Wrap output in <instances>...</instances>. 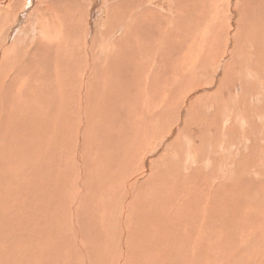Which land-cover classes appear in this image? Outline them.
Instances as JSON below:
<instances>
[{
	"label": "rangeland",
	"instance_id": "1",
	"mask_svg": "<svg viewBox=\"0 0 264 264\" xmlns=\"http://www.w3.org/2000/svg\"><path fill=\"white\" fill-rule=\"evenodd\" d=\"M72 4V0H48L46 14L40 15L44 25L34 22L35 34L44 26L48 34L45 17L56 26L60 22L68 26L69 19L74 16ZM261 6L264 9L263 3ZM104 25L105 22L98 24L101 31ZM177 26L185 24L181 21ZM26 27L27 24H21L24 33L18 31L12 12L2 13L0 9V40L6 36L7 41L22 40L24 43L16 46V50H8V54L2 53L0 72L19 75L32 61L34 51H39V43L31 46L33 41L30 42L38 36L26 31ZM8 29L11 31L7 36L5 31ZM222 29L226 33L227 24ZM65 31L64 42L69 48L74 47L83 58V39L72 35L71 26ZM133 33L134 38L147 35V31ZM50 34L57 36V32ZM124 34L131 35V30H124ZM241 35L247 36L244 30ZM198 38L203 39L202 30L198 31ZM174 41L176 44L166 57L174 60V70L180 66L181 82L191 85L198 81V77L190 76L187 65L190 61H197L199 54L195 50L193 54L190 44L181 36H176ZM179 41L185 42L184 49ZM117 47L113 60L124 66V44L112 46V55ZM224 47L223 44L220 51L213 48L206 53L211 67L218 69V57L227 55L228 50L223 51ZM53 48L44 79L31 78L22 72L33 83L32 92L18 91V79L9 80L8 91L5 86L0 87V264H264V208L261 201L252 212L254 217L248 212L242 218H236L234 214L221 216V211L227 213L226 204L219 209L217 197L220 195L224 200L223 194L228 195L226 190L231 188L230 184L213 181L215 179L201 169L205 168L201 164L207 154V151L202 153L206 149L201 143L207 134L205 114L199 106L203 99L199 98V101L197 97L205 91H213L219 77L214 79V74L211 75V82H206L211 86L205 85L206 89L189 95L191 100L187 101L190 97L186 96L179 103L185 110L181 120L177 111L175 116L168 117L156 109L157 90L148 84L142 95L144 115L142 118L134 116L135 128H131L127 122L131 117L129 109L135 104L134 97L140 84L135 80L122 82L117 77L119 67L116 64L109 72L101 74L95 66H85L84 62H81V68L74 69L73 60L70 65L62 62L64 49L58 52V43L55 42ZM260 52L261 48H257V53ZM233 54L232 51L230 58L227 57L230 59L229 66H226L229 73L235 71L233 63L238 60ZM58 63L63 68L60 73L56 72ZM249 64L253 67L252 63ZM197 66L208 68L207 65ZM234 76L236 78L225 77L223 84L228 85L229 79L231 84L232 79L236 84L238 76ZM242 79L247 82L246 77ZM81 81L87 85L86 91L68 92L72 85L79 88ZM12 91L14 95H10ZM87 91L100 95L112 110L101 107L92 114L91 105L96 98ZM176 96L174 90L166 93L164 98L168 103H174ZM247 96L256 98L255 89ZM262 96L264 98V94ZM260 101L248 99L237 110L247 120L244 129L255 136H263L262 141L252 138L244 143L235 118L228 115L222 128L231 126L230 134L225 135L220 152L212 150L213 153L207 154L210 160L222 158L228 165L234 156H230L227 150L234 149L239 157H250V160L243 158L246 168L252 164L260 168L258 158L250 156L264 149V128H258V125L252 128L254 121L264 113V104ZM11 102L18 108L19 128L7 121L8 115L17 113L10 110ZM23 105L26 108H22ZM253 110L258 112L253 115ZM158 113L162 116V133L168 136L164 149L154 138L155 127L151 125ZM149 121L148 128L141 127L147 126ZM218 123L220 119L211 122V128L216 129L211 131L216 135L210 138H215V142L216 137L221 136ZM142 131L154 136L146 137V146L140 145L141 140L139 142L136 137V133ZM196 132L199 140L192 141V156L189 158L193 164H188L187 159L184 162V159L179 165L177 158L175 161L170 159L171 150H175L177 157L188 149L181 144L182 136L185 133L196 136ZM152 150L154 154L150 156ZM211 206H214V213Z\"/></svg>",
	"mask_w": 264,
	"mask_h": 264
},
{
	"label": "bare ground",
	"instance_id": "2",
	"mask_svg": "<svg viewBox=\"0 0 264 264\" xmlns=\"http://www.w3.org/2000/svg\"><path fill=\"white\" fill-rule=\"evenodd\" d=\"M20 1H22V3H20ZM173 1L176 2L177 6H175V3L173 5ZM209 1L210 0H72L73 4L71 7H73L74 16H71L69 19L70 23L68 26L64 25L62 22L56 26L54 23L48 22V19L45 17V22L49 28L48 34L45 32V26L35 34V31L33 30L34 22L40 26L44 25V23L40 21V15L43 13L46 14L48 0H34L33 3L32 1L30 2V0H0L1 12H12V19H14L18 31L23 32L24 30L20 28V25L27 24L26 31L38 36L36 40H30V42L33 41L31 46L39 43V51H34L33 59L31 61L32 63L29 62L26 64V67L20 71L21 73L19 75L14 76L15 74L13 75L10 72H0V87L5 86V91H8L10 86L8 87L6 85H8L9 80L18 79L16 83L18 91L21 93L32 92L34 90L33 83H31L22 72L25 71V73L31 78L44 79L50 65L49 59L54 52L53 43L55 42L58 43V48L56 49L58 52H60L62 48L64 49L65 56L64 59H62V62L70 65L71 60H73L76 64L74 69L81 68L83 65L81 62H84L85 66H95L98 73L101 74L103 71L109 72L112 65L116 64L119 67L117 77L122 82L135 80L140 84L141 87L138 90L136 98L134 97L135 104H132L129 109L131 117L127 120V122H130L131 128H135L134 116L137 115L142 118L144 115L145 110L142 95L145 89L148 88V84H152L151 87L157 90V96L155 97L156 109L168 117L175 116L177 111L178 117L181 120L185 110L183 109L184 106L182 107L179 103H182L186 96L188 97L200 89H206V82L210 83L211 78L213 77L211 75L214 74V79L219 77L215 89L213 91H205L204 94L197 97V100H199V98L203 99V101L199 100V106L205 114L204 125L207 134L205 138H202L203 140L205 139V141L201 144H204L205 147L203 146V148L206 149L205 151L202 150V153L207 151V154H209L213 153L212 150H217L218 152L222 150L224 147L223 142L225 135L230 134L229 128L231 126L228 127V129H226L225 126L222 128L228 115L235 118L234 121L239 127L244 143L252 138H255L260 142L262 141L263 136H255L250 132L248 133V130L244 129L247 120L239 114L237 108L248 99L255 100V102L257 99H260V103L264 104V98L262 96V94H264V9H262L261 6V3L264 5V0H212L210 3ZM23 4L27 5L24 6ZM107 5L108 10L106 12L105 7ZM32 7L34 8L31 10ZM101 14H104V16ZM209 15H212V17ZM62 18L63 15L61 20ZM181 21L184 22L185 26L178 27L177 24ZM100 22H105V27L102 28V31L100 30L101 27L98 26ZM223 23L227 24L226 33H224L225 31H221L222 28H225V24ZM245 25H247V27H244ZM69 26L72 27V35L76 34L78 35V39H83V58L79 57V53L74 47L69 48L63 40L67 34L65 28ZM124 30L126 32L131 30V35L125 36ZM199 30H202L203 32V39L198 38ZM242 30L245 31L247 36L241 35ZM10 31L11 30L9 29L6 30L5 34L8 36ZM145 31H147V35H138L134 38L133 32L145 33ZM52 32H57V36L53 37V35L50 34ZM120 36H122L123 39L120 40ZM176 36H181L190 44L193 54H195L194 50L199 54L197 61H190L187 65V69L191 72L190 76L198 77V81L191 85H186L181 82V76L178 72L180 66L174 70V60L170 61L169 58L166 57L171 53L174 44H176L174 41ZM136 38H138V40H136ZM6 39L7 37L3 36V40H0V56L3 55V52L4 54H8V50H16V46L19 47L24 45L22 40L16 41L11 38L12 40H8V42ZM4 43L6 45H4ZM178 43H180L182 49H184L185 42L179 41ZM123 44V56H125L123 59L124 66L121 62L113 60L118 51V47L116 48V51H114L115 54L112 55L111 52L112 46ZM223 44L225 45L223 51L228 50L227 55L219 54L220 56L218 57L217 54V57L220 58V60L217 61L219 66L218 69H216L210 66L209 58L206 53L213 48H218L220 51ZM257 48H261L260 54L257 53ZM232 51L234 52L233 55H236L238 60L237 63H233L235 71L232 70L229 73V70H226V66L230 61V59H228L230 57L228 56ZM58 52H56L57 55H59ZM231 57L234 58L232 55ZM245 61L252 63L253 67H250V64ZM1 64L2 60L0 58V66ZM197 64L207 65L208 68L201 69ZM181 67L183 68V66ZM130 68L137 72L132 71ZM62 70L63 68L60 67V63H58L56 66V72L60 73ZM240 70L242 73H240ZM234 75L238 76L236 84L233 79L232 84L230 79L228 85L223 84L222 80L225 79V77L236 78ZM258 76L261 78V81H259ZM244 77H246L247 82L243 81L242 78ZM23 78L24 80L22 81ZM78 86L79 88L74 85L68 87V92H83L88 89L83 81H81ZM231 86L233 88H231ZM252 89H255L257 99L255 97L247 96V93ZM174 90L177 94L176 102L168 103L165 100L164 95ZM159 92L160 95L158 96ZM89 93L96 98L95 103L91 105L92 114L95 113V110L101 107L102 109L103 107L104 109H111L109 104L105 103L100 95L93 94L91 91ZM10 95H14V92L12 91ZM189 100H191V97L187 101ZM15 106L16 105L11 102L10 110L14 109L17 113H11V115H8L9 118L7 121H12L15 124V128H19L20 124L17 121L19 117L18 108H15ZM23 107L26 108L25 105H23L22 108ZM216 112H220V114H216ZM257 112L258 111L253 110V115ZM216 119H220L218 129L221 133L219 135L222 137H216L217 141L215 142V138L213 137L214 139H212L210 136L212 137V135H216V133L214 134L211 131V129L216 131V129L211 128V122H215ZM258 119H263V121H259ZM258 119L254 121L255 126L252 128H256L257 125L259 126L258 128H264V113L261 118ZM152 120L151 125L155 127L154 130L152 129L155 133V137L151 135L149 136V134H145L143 131L136 133V137L139 138V142L141 140V144H139L144 146H146V137H154L158 140L157 143L160 146H164V149L166 148L168 136H166L167 134L165 135V133H162L161 126L163 121L161 114H156ZM177 122H179V120ZM207 122L209 123L206 126ZM138 125L141 126L139 123ZM149 126L150 121L147 126L141 127L148 128ZM208 126H210V128ZM195 135L196 136H193L190 133H185L182 136L181 144L187 146L188 149H185V151H182L180 154L178 152L179 156L177 155V157L176 153L174 154L175 150H171V154L169 153L170 159H174L175 161L177 158L179 165L182 164H180V162L184 159V162H186L187 159L188 164H190L189 162H192L193 164V161H190L192 156L191 149L193 148L192 141L199 140V138H197V132ZM149 153L150 156H152L151 154H154L153 150ZM227 153L230 156H234L228 165L223 163L222 158L217 160V158L214 157L215 159L210 160V157L206 153V157H203V154H198L199 156L201 155V157L206 158L202 164L200 163L201 160H199L200 162L198 161V164H204L205 168H201V165H198V167L205 169V174L208 172V174L211 175L210 178L212 180L215 179L213 181H218L221 185L230 184L231 188H229L228 191L226 190L228 195L223 194L224 200L220 195L217 197L219 202L216 200V205L219 209L222 205L226 204L225 210L227 213L221 211V216L234 214L236 218L238 216H241L242 218L246 212L253 216L252 212L256 209V206L260 201L264 208V149L257 154L252 153L250 155L251 157L254 156L258 158L257 163L260 168L255 164H252L248 168L244 166L243 158L245 157L246 160H250L248 155H241L239 157L234 149L227 150ZM196 160H198V158H196ZM218 162L220 163L219 167H217ZM180 167L183 168V166ZM184 167L188 168L189 166L187 167L184 164ZM244 171H247L248 174ZM210 183L211 182H209V184ZM218 187L220 188V185ZM212 207L214 206H211V211L214 213ZM231 216L233 217V215Z\"/></svg>",
	"mask_w": 264,
	"mask_h": 264
}]
</instances>
